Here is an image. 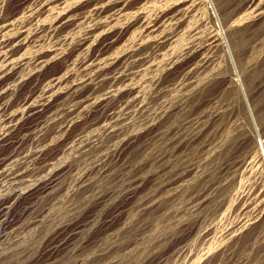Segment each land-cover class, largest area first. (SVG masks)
<instances>
[{"label": "rangeland", "instance_id": "374dc122", "mask_svg": "<svg viewBox=\"0 0 264 264\" xmlns=\"http://www.w3.org/2000/svg\"><path fill=\"white\" fill-rule=\"evenodd\" d=\"M0 30V264H264V0H0Z\"/></svg>", "mask_w": 264, "mask_h": 264}, {"label": "bare ground", "instance_id": "6f19581e", "mask_svg": "<svg viewBox=\"0 0 264 264\" xmlns=\"http://www.w3.org/2000/svg\"><path fill=\"white\" fill-rule=\"evenodd\" d=\"M115 3V2H114ZM26 4V3H25ZM31 5H33V4H31ZM36 5V4H35ZM38 5V4H37ZM28 7H29V5H28ZM47 8V7H46ZM37 9V8H36ZM37 11V10H36ZM119 11V10H118ZM45 14V13H44ZM59 16V15H58ZM105 16V15H104ZM37 19V18H36ZM61 19V18H60ZM32 20V19H31ZM106 20V19H105ZM96 21V20H95ZM14 22V21H13ZM33 22V21H32ZM43 22V21H42ZM57 22V21H56ZM132 22V21H131ZM134 22V21H133ZM132 22V23H133ZM11 24V23H10ZM33 24H34V22H33ZM44 24V23H43ZM62 24V23H61ZM60 24V25H61ZM8 25V24H7ZM31 25V24H30ZM36 25V24H35ZM42 25V24H41ZM118 25V24H117ZM6 26V25H5ZM56 26V25H55ZM26 27V26H25ZM40 27V26H39ZM9 28V27H8ZM10 29V28H9ZM124 29V28H123ZM43 30V29H42ZM1 31V30H0ZM38 31V30H37ZM72 31V30H71ZM27 32V31H26ZM123 32V31H122ZM57 36V35H56ZM47 40V39H46ZM60 40V39H59ZM65 40V39H64ZM33 41H34V39H33ZM14 42V41H13ZM91 42V41H90ZM112 42V41H111ZM12 43V42H11ZM44 43V42H43ZM3 44V43H2ZM26 46V45H25ZM33 46V45H32ZM87 46V45H86ZM16 47V46H15ZM49 47V46H48ZM11 48V47H10ZM38 48V47H37ZM28 49V48H27ZM60 49V48H59ZM49 50V49H48ZM65 50V49H64ZM31 51V50H30ZM9 52V51H8ZM13 52V51H12ZM34 52V51H33ZM24 53V52H23ZM58 53V52H57ZM64 53V52H63ZM17 54V53H16ZM29 55V54H28ZM32 55V54H31ZM60 55V54H59ZM125 57H127V56H125ZM12 58V57H11ZM30 58V57H29ZM50 58V57H49ZM20 59V58H19ZM51 59V58H50ZM123 59V58H122ZM36 62H38V61H36ZM72 62V61H71ZM16 63V62H15ZM28 63V62H27ZM26 63V64H27ZM36 64V63H35ZM29 65V64H28ZM22 66V65H21ZM26 66V65H25ZM71 66H72V64H71ZM116 66V65H115ZM29 67V66H28ZM79 67V66H78ZM68 68V67H67ZM72 68V67H71ZM5 70V69H4ZM79 70V69H78ZM67 71V70H66ZM76 71V70H75ZM74 71V72H75ZM3 72V71H2ZM9 72V71H8ZM77 72V71H76ZM81 72V71H80ZM17 74V73H16ZM59 74V73H58ZM61 74V73H60ZM75 74V73H74ZM85 74V73H84ZM56 75V74H55ZM65 76V75H64ZM81 76V75H80ZM86 76V75H85ZM78 77V76H77ZM63 78V77H62ZM86 79V78H85ZM75 80V79H74ZM81 80V79H80ZM56 82V81H55ZM60 82V81H59ZM61 83V82H60ZM70 83V82H69ZM76 83V82H75ZM75 85V84H74ZM45 86V85H44ZM53 86V85H52ZM51 86V87H52ZM65 86H67V85H65ZM64 87V86H63ZM73 87V86H72ZM77 87V86H76ZM61 88V87H60ZM1 90V89H0ZM5 90V89H4ZM57 91V90H56ZM58 91H59V89H58ZM12 92V91H11ZM60 92V91H59ZM75 93V92H74ZM46 94V93H45ZM52 94V93H51ZM114 94V93H113ZM36 95V94H35ZM38 95V94H37ZM76 95V94H75ZM66 98V97H65ZM6 99V98H5ZM61 99V98H60ZM82 99V98H81ZM95 101V100H94ZM89 102V101H88ZM93 102V101H92ZM8 103V102H7ZM20 103V102H19ZM36 103V102H35ZM49 104V103H48ZM73 104V103H72ZM85 104V103H84ZM9 108V107H8ZM40 108V107H39ZM12 109H14V108H12ZM21 110V109H20ZM8 111H10V110H8ZM43 111V110H42ZM87 111V110H86ZM4 114V113H3ZM34 114V113H33ZM72 114V113H71ZM97 114V113H96ZM30 115V114H29ZM45 115V114H44ZM4 116H5V114H4ZM40 116V115H39ZM46 116V115H45ZM11 117V116H10ZM9 117V118H10ZM29 121V120H28ZM7 122V121H6ZM14 122V121H13ZM106 122V121H105ZM68 123V122H67ZM70 123V122H69ZM22 125V124H21ZM69 125V124H68ZM91 125V124H90ZM5 126H6V124H5ZM66 126V125H65ZM94 126V125H93ZM96 126V125H95ZM20 127V126H19ZM26 128V127H25ZM34 128H36V127H34ZM55 128V127H54ZM106 128V127H105ZM47 129V128H46ZM2 130V129H1ZM62 130V129H61ZM91 130V129H90ZM113 131V130H112ZM59 132V131H58ZM20 133V132H19ZM61 133H63V132H61ZM4 134V133H3ZM52 135V134H51ZM29 136V135H28ZM53 136V135H52ZM56 137V136H55ZM124 137V136H123ZM65 139V138H64ZM124 139V138H123ZM1 140V139H0ZM58 141V140H57ZM65 141V140H64ZM50 142V141H49ZM72 142V141H71ZM26 143V142H25ZM127 143V142H126ZM56 145V144H55ZM69 145V144H68ZM127 145V144H126ZM125 145V146H126ZM129 145V144H128ZM1 146V145H0ZM16 146V145H15ZM47 146V145H46ZM40 147V146H39ZM12 148V147H11ZM105 148V147H104ZM125 148V147H124ZM37 149V148H36ZM56 149V148H55ZM92 150V149H91ZM32 152V151H31ZM87 152V151H86ZM125 152V151H124ZM60 153V152H59ZM122 153V152H121ZM43 154V153H42ZM2 155V154H1ZM32 155H34V154H32ZM37 155V154H36ZM103 155V154H102ZM13 156V155H12ZM36 157V156H35ZM136 157V156H135ZM46 158V157H45ZM51 158V157H50ZM132 158V157H131ZM135 159V158H134ZM1 160V159H0ZM17 160V159H16ZM23 160V159H22ZM100 160V159H99ZM49 161V160H48ZM111 161V160H110ZM42 162V161H41ZM111 163V162H110ZM116 163V162H115ZM133 163V162H132ZM131 163V164H132ZM15 164H16V162H15ZM74 165V164H73ZM34 166V165H33ZM106 166V165H105ZM122 166V165H121ZM3 167V166H2ZM24 167H26V166H24ZM58 167V166H57ZM89 167V166H88ZM95 167V166H94ZM28 168V167H27ZM110 168V167H109ZM33 169V168H32ZM39 169V168H38ZM28 171V170H27ZM140 171V170H139ZM51 172H52V170H51ZM18 173V172H17ZM31 173V172H30ZM54 174V173H53ZM106 174V173H105ZM138 174V173H137ZM93 175V174H92ZM19 176V175H18ZM40 176V175H39ZM86 176V175H85ZM121 176V175H120ZM9 177H12V176H9ZM23 177V176H22ZM55 177V176H54ZM117 177V176H116ZM26 178H28V177H26ZM45 178V177H44ZM12 179V178H11ZM29 179V178H28ZM128 179V178H127ZM123 180H125V179H123ZM137 180V179H136ZM23 181V180H22ZM51 181V180H50ZM141 181V180H140ZM4 183V182H3ZM25 184V183H24ZM116 184V183H115ZM43 185V184H42ZM48 187H50V186H48ZM73 187V186H72ZM45 188V187H44ZM111 188V187H110ZM65 189V188H64ZM88 189V188H87ZM109 189V188H108ZM138 190V189H137ZM87 191V190H86ZM96 191V190H95ZM117 191V190H116ZM68 192V191H67ZM102 197V196H101ZM31 198V197H30ZM39 199V198H38ZM92 199V198H91ZM104 200V199H103ZM27 202V201H26ZM97 202V201H96ZM133 202V201H132ZM31 204V203H30ZM29 204V205H30ZM100 204V203H99ZM132 204V203H131ZM4 205V204H3ZM6 205V204H5ZM1 206V205H0ZM1 208V207H0ZM89 208V207H88ZM105 208V207H104ZM113 209V208H112ZM3 211H6L5 209L3 210ZM111 211V210H110ZM49 212V211H48ZM121 212V211H120ZM1 213H2V211H1ZM0 213V214H1ZM6 213V212H5ZM114 213V212H113ZM38 214V213H37ZM90 214V213H89ZM26 215V214H25ZM3 216V215H2ZM4 217V216H3ZM36 217V216H35ZM56 218V217H55ZM20 220V219H19ZM18 220V221H19ZM62 220V219H61ZM82 221V220H81ZM80 221V222H81ZM85 221V220H84ZM172 221V220H171ZM15 222V221H14ZM21 222V221H20ZM91 222V221H90ZM169 222V221H168ZM17 223V222H16ZM158 223V222H157ZM90 224V223H89ZM65 225V224H64ZM132 225V224H131ZM76 226V225H75ZM136 226V225H135ZM119 227V226H118ZM76 229V228H75ZM117 231V230H116ZM129 231V230H128ZM159 231V230H158ZM5 232V231H4ZM80 233V232H79ZM163 233V232H162ZM64 234V233H63ZM83 234V233H82ZM76 235V234H75ZM132 235V234H131ZM160 235V234H159ZM64 236V235H63ZM68 236V235H67ZM59 237V236H58ZM86 237V236H85ZM97 237V236H96ZM1 239H3V238H1ZM95 239V238H94ZM171 239V238H170ZM100 240V239H99ZM167 240V239H166ZM92 241V240H91ZM97 241V240H96ZM216 241V240H215ZM71 242V241H70ZM59 243V242H58ZM78 245V244H77ZM92 245V244H91ZM215 246V245H214ZM75 248V247H74ZM96 248V247H95ZM68 249V248H67ZM2 250V249H1ZM85 252V251H84ZM208 253V252H207ZM206 253V254H207ZM201 256V255H200ZM80 258V257H79ZM91 258V257H90ZM202 258V257H201ZM62 261V260H61ZM93 261V260H92ZM7 262V261H6ZM59 262V261H58ZM199 262V261H198ZM10 264V263H9ZM219 264V263H218Z\"/></svg>", "mask_w": 264, "mask_h": 264}]
</instances>
